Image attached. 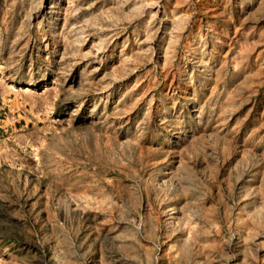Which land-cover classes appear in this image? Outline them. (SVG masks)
I'll use <instances>...</instances> for the list:
<instances>
[{
    "label": "rangeland",
    "instance_id": "374dc122",
    "mask_svg": "<svg viewBox=\"0 0 264 264\" xmlns=\"http://www.w3.org/2000/svg\"><path fill=\"white\" fill-rule=\"evenodd\" d=\"M0 264H264V0H0Z\"/></svg>",
    "mask_w": 264,
    "mask_h": 264
}]
</instances>
